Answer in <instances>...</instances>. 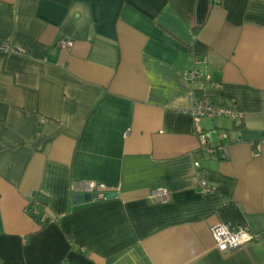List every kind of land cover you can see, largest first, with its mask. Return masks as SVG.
<instances>
[{"label":"crops","instance_id":"obj_1","mask_svg":"<svg viewBox=\"0 0 264 264\" xmlns=\"http://www.w3.org/2000/svg\"><path fill=\"white\" fill-rule=\"evenodd\" d=\"M0 39L25 49L0 57V264H264L211 231L264 232V0H0ZM201 97L244 118L196 126ZM85 181L116 195L76 203Z\"/></svg>","mask_w":264,"mask_h":264},{"label":"built area","instance_id":"obj_2","mask_svg":"<svg viewBox=\"0 0 264 264\" xmlns=\"http://www.w3.org/2000/svg\"><path fill=\"white\" fill-rule=\"evenodd\" d=\"M222 0H211L214 4L221 3ZM61 47L70 48L74 45V40L61 37L57 41ZM25 49L22 46L11 44L7 40L0 39V57L7 56L9 54L24 53ZM187 78L191 81H196L202 77V74L197 69H189L186 72ZM217 87L221 84L215 83ZM191 114L194 117L196 126L199 125V121L202 118L215 119L220 116H229L234 120L241 121L244 118V114L238 112L234 107L224 104L215 103L208 97H201L196 101L191 109ZM198 136L200 140L201 150L210 156L223 155L227 152L228 143L225 142L228 138V134L221 130H203L199 129ZM217 138V139H216ZM195 166L200 167V162L195 161ZM197 188L199 192L204 195H210L216 192V187L210 184L205 178L198 180ZM75 192L90 193L92 196L97 195L100 198H108V188L103 184H98L94 181L80 182L79 185H73ZM169 192L166 188L160 187L151 193L153 198L165 199ZM45 203H42L41 198H36L31 201L27 206V211L37 216L39 221L47 223L54 221L43 211ZM213 238L215 240L216 247L221 252H230L236 250L248 242L257 241L264 237V232H254L248 226L220 222L214 225L211 229Z\"/></svg>","mask_w":264,"mask_h":264},{"label":"water","instance_id":"obj_3","mask_svg":"<svg viewBox=\"0 0 264 264\" xmlns=\"http://www.w3.org/2000/svg\"><path fill=\"white\" fill-rule=\"evenodd\" d=\"M115 195H116L115 192H111L109 194L110 197H113ZM92 199H93V196L90 193H75L73 196V200L76 203L86 201V200H92Z\"/></svg>","mask_w":264,"mask_h":264},{"label":"trees","instance_id":"obj_4","mask_svg":"<svg viewBox=\"0 0 264 264\" xmlns=\"http://www.w3.org/2000/svg\"><path fill=\"white\" fill-rule=\"evenodd\" d=\"M41 200H42V203L44 204H46V199H44V198H41ZM44 210V209H43ZM34 217H36L37 219H39L37 216H34ZM41 224H45V223H43V222H41V221H39Z\"/></svg>","mask_w":264,"mask_h":264},{"label":"bare ground","instance_id":"obj_5","mask_svg":"<svg viewBox=\"0 0 264 264\" xmlns=\"http://www.w3.org/2000/svg\"><path fill=\"white\" fill-rule=\"evenodd\" d=\"M80 193H82V192H80ZM108 197H110V196H109V193H108ZM93 199H103V198H100V197H98L97 195H95V196H93Z\"/></svg>","mask_w":264,"mask_h":264}]
</instances>
